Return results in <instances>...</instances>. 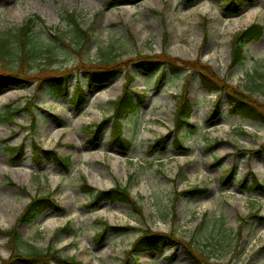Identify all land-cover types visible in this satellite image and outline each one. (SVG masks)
I'll list each match as a JSON object with an SVG mask.
<instances>
[{
	"label": "rangeland",
	"instance_id": "obj_1",
	"mask_svg": "<svg viewBox=\"0 0 264 264\" xmlns=\"http://www.w3.org/2000/svg\"><path fill=\"white\" fill-rule=\"evenodd\" d=\"M70 13L76 14L80 26L91 35L84 49H75ZM28 19H35L32 45L41 52L30 61L31 72L36 77L48 72L62 74L70 95L78 82L85 90L86 102L79 108L70 96L59 98L47 83L41 87L36 80L0 89V116L9 106L23 110L16 114L14 124L0 119V264H7L11 255L5 231L13 227L23 239L49 252L50 264H65L64 258L72 255L82 264H121L140 235L135 228L146 226L157 232H174L178 238L165 242L161 252L140 254V264H264V190L247 193L239 184L245 174L249 181L256 176L264 182V123L231 115L224 93L220 115L207 121L215 94L207 93L198 72L188 68L176 74L166 72L160 84L158 71L136 72L134 85L145 92L146 100L138 116L124 124L126 137L133 140L129 154L109 144L110 128L93 144L84 131L87 125L113 114L111 101L122 92L124 64L138 54L167 53L210 65L264 105V34L246 46L244 64L230 68V40L256 20L264 26V0L245 6L238 16H227L220 0L193 4L185 0H0V38H8L10 46L18 45L19 32ZM54 34L75 44L72 48L63 45ZM48 52L58 59L54 67L44 60ZM108 58L109 65L119 71L114 78L94 85L88 78L82 79L86 73L77 68L108 64L104 62ZM185 86L194 105L191 122L197 128L182 132V146L151 151L149 144L161 135L167 143L174 141L175 132L169 131L173 128L174 96ZM34 141L71 156L70 173L49 162L36 167L31 159ZM22 142L27 146L25 159L11 162L5 145ZM231 167L234 177L224 187L221 178ZM84 177L96 190H107L116 182L128 183L143 214L120 202L103 201L91 208L96 191H84ZM195 185L208 191L195 198L180 193ZM49 193L64 212L47 210L33 223H18L32 197ZM99 220L134 229L118 233L107 228L99 241L96 234L104 227ZM185 242L202 254L201 259L186 255ZM42 264L48 263L43 260Z\"/></svg>",
	"mask_w": 264,
	"mask_h": 264
},
{
	"label": "trees",
	"instance_id": "obj_2",
	"mask_svg": "<svg viewBox=\"0 0 264 264\" xmlns=\"http://www.w3.org/2000/svg\"><path fill=\"white\" fill-rule=\"evenodd\" d=\"M186 1L188 4H192L195 0ZM221 1L223 2L222 8L224 12L231 16L238 15L244 6L255 2V0ZM68 19L69 22L75 26L74 39H76V44L70 41L68 43L66 39L58 34H54V37L58 39L63 45H66L70 48H72V44H75V46L78 47L75 49H84L86 44L90 41V34L88 33V30H85L80 26L75 13H70L68 15ZM34 24L35 19H29L25 22L18 35V45L15 47L10 46V40L8 38H0V88H5L10 85H22L24 82L36 78V76L31 73L33 68L29 65L31 60H35L38 56H41V52H39L40 50L36 47V45H32L31 32L33 31ZM263 33L264 27L260 23L254 22L247 28L237 31L233 35L231 40V68L243 65L245 60V46L254 40L260 39ZM48 53L50 55L45 57L44 60H47L49 63H51L49 67H54L58 59L54 53ZM11 57L14 59H10ZM104 62L108 63L111 61L108 58ZM109 64L110 63L107 64L108 67L100 66L99 68L92 71L87 69L86 73L88 74L90 83H105L106 81L113 78L115 76L116 69L109 67ZM124 65H131L132 68L141 69L145 73L154 72L159 66L162 65L163 68L159 70L160 78L158 79V82L162 81L163 72L167 69H169L172 73H175L181 69L182 66L191 67L199 72L203 85L210 92H217V100L210 112L211 115L217 116L219 114L218 99L220 93L225 92L230 102L231 113L235 115L251 117L254 120H260L264 122V105L258 103V101L253 99L250 94H246L240 88L229 84L225 78L215 73L211 66L207 64H203L199 61L188 62L179 58L167 56V53H161L158 55L138 54L136 57L129 59ZM42 69V66L38 68L40 72ZM57 69L58 68L54 70ZM126 75V83L123 86L122 94L112 102L114 105L113 115L111 117L104 118L100 123H95L86 127L85 131L89 133L90 142L97 141L112 120L110 145L124 152H130L132 149V143L123 135V123L131 115L140 111L141 105L145 101V94L138 93L132 86L135 81V74L131 71H126ZM38 80H40L41 86L43 82L48 83L58 97H65L67 95L66 80L63 78V76L48 72L47 76L44 78L38 77ZM187 93L188 92L186 91L182 92L178 96L176 103V111L174 114V130L177 134V142H180L179 134L183 131V129L194 127V125L190 122L193 107L190 100L188 99ZM71 99L75 104L78 105V107L82 106L85 102V93L83 88L78 86ZM17 109L18 108H9L6 115L0 119L13 124L15 122V115L19 110ZM32 128L34 129L35 126ZM163 138L164 137L157 139L154 144H152V147H156L158 142L163 140ZM179 144H181V142ZM31 147L32 160L37 167L41 166V164L44 162H51L66 173L70 171L72 164L71 157L61 156L55 149H45L43 148L42 144L37 141H34ZM262 148H264V145ZM6 150L9 153V160L12 162L22 161L26 155L25 144L18 146L8 144L6 145ZM228 176H232V171L226 173V176L223 177V182ZM246 181L247 180L245 179L242 181V186L249 191H259L264 187L258 182L256 178L253 179L249 186H246ZM82 187L85 192L94 193V191H96V194H94L91 199L93 207L102 201L108 200L112 203L121 202L129 204L135 212L141 215L143 214L142 206L132 196L128 185H122L117 182L112 188L100 191L89 185L86 178H84ZM205 191V189L196 186L192 189L186 190L185 193L190 197H196L202 195ZM47 210L62 212L65 209L61 206L58 200L52 197V193L47 195L37 194L31 198L30 202L20 214L18 223H33ZM112 228L118 232H123L128 231L132 227L115 226ZM139 230L141 231V234L135 240L131 249L126 251L125 257L121 260V264H129L130 260L132 259L138 263L139 255L141 253L150 250H157L160 252L166 240L172 243L177 240L174 232H169L167 234L154 231L149 227H140ZM106 231L107 229L105 228L97 233V238L99 241L103 240ZM5 233L9 237V249L11 250V255L6 262L7 264H42L43 260H46L47 263L50 264L48 262L49 260H47V258L50 257L49 252L44 253L36 248L32 243L26 239H23L16 227L5 231ZM183 246L187 256L190 259H201L199 254H202L199 253L193 247V245L191 246L190 242L183 243ZM59 252L60 250L57 249L56 254L58 256H60ZM64 260L65 264H82L80 261L76 260L75 256L66 257Z\"/></svg>",
	"mask_w": 264,
	"mask_h": 264
},
{
	"label": "bare ground",
	"instance_id": "obj_3",
	"mask_svg": "<svg viewBox=\"0 0 264 264\" xmlns=\"http://www.w3.org/2000/svg\"><path fill=\"white\" fill-rule=\"evenodd\" d=\"M7 94H9V92H6Z\"/></svg>",
	"mask_w": 264,
	"mask_h": 264
}]
</instances>
